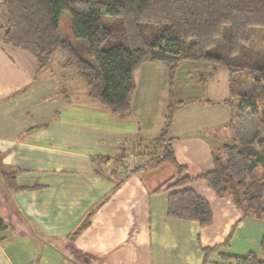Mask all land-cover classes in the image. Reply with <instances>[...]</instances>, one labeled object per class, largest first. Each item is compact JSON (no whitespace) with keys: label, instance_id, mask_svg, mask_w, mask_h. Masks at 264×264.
<instances>
[{"label":"crops","instance_id":"crops-1","mask_svg":"<svg viewBox=\"0 0 264 264\" xmlns=\"http://www.w3.org/2000/svg\"><path fill=\"white\" fill-rule=\"evenodd\" d=\"M3 24L0 11V164L28 188L11 192L0 179V264H232L223 256L261 255L263 221L240 218L232 199L217 197L203 180L184 188L207 201L212 223L168 218L163 184L176 168L144 167L148 156L133 153L137 138L163 127L164 65L137 68L130 111L120 117L87 96L64 55L39 71L30 54L5 44ZM227 96L224 67L180 66L174 100L185 103L166 137L191 179L212 169L214 146L247 137L242 118L230 125L221 103ZM88 213V226L76 233Z\"/></svg>","mask_w":264,"mask_h":264},{"label":"trees","instance_id":"trees-1","mask_svg":"<svg viewBox=\"0 0 264 264\" xmlns=\"http://www.w3.org/2000/svg\"><path fill=\"white\" fill-rule=\"evenodd\" d=\"M0 11L5 44L30 54L39 71L62 53L66 66L84 81L87 96L120 117L130 111L137 68L143 63L164 65L163 127L155 137L137 138L133 153L148 156L144 167L169 163L176 168V176L163 184L169 191L168 218L200 226L212 223L207 201L184 188L203 180L217 197L232 199L240 218L264 223V0H1ZM63 12L69 14L71 42L60 27ZM184 63L224 67L228 96L221 103L230 109V125L237 114L255 118L250 137L211 149L212 169L196 179L184 174L174 157L173 139L166 137L174 113L185 103L174 100L177 72ZM212 74L200 75L199 82ZM0 179L11 192L28 188L17 185L14 174L5 173L1 164ZM90 217L88 213L76 233L88 226ZM259 250L264 254V231ZM223 259L264 264L255 253Z\"/></svg>","mask_w":264,"mask_h":264},{"label":"rangeland","instance_id":"rangeland-1","mask_svg":"<svg viewBox=\"0 0 264 264\" xmlns=\"http://www.w3.org/2000/svg\"><path fill=\"white\" fill-rule=\"evenodd\" d=\"M60 27H61L62 32H63V37L70 42L73 41V37H72L71 32H70V18H69V14L67 12H63L61 17H60ZM56 54L57 55H63L60 52H57ZM200 64H203V63H200ZM205 65H207V64H205ZM72 69H73V71H76L74 68H72ZM69 77H74L73 72L71 74H69ZM244 115H245V116H243L244 118H242L243 123L240 125L243 126V129L245 131L246 136L250 137L254 131L255 118L248 116L247 114H244ZM234 118L239 119V118H241V116H238V114H237ZM259 258L261 260H264V254L259 255Z\"/></svg>","mask_w":264,"mask_h":264}]
</instances>
